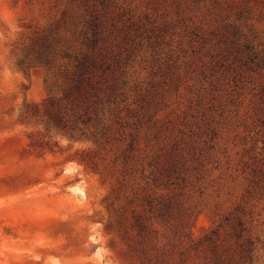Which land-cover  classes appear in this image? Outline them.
<instances>
[{
	"label": "rangeland",
	"instance_id": "rangeland-1",
	"mask_svg": "<svg viewBox=\"0 0 264 264\" xmlns=\"http://www.w3.org/2000/svg\"><path fill=\"white\" fill-rule=\"evenodd\" d=\"M93 24L149 159L176 164L149 241L240 264L250 238L264 264V0H0V264H142L117 174L81 161L99 142L47 124Z\"/></svg>",
	"mask_w": 264,
	"mask_h": 264
},
{
	"label": "trees",
	"instance_id": "trees-1",
	"mask_svg": "<svg viewBox=\"0 0 264 264\" xmlns=\"http://www.w3.org/2000/svg\"><path fill=\"white\" fill-rule=\"evenodd\" d=\"M93 26L92 50L74 57L72 69L66 72L67 85L62 96L49 97L47 124L72 136L93 137L99 142V150L88 152L81 161L94 171L100 170L103 161L109 173L117 174L119 186L112 205L121 212L131 211L133 219L126 232L134 235V250L141 263L183 264L186 258L183 251H180V260H176L171 249L149 241L151 236L158 237L153 235L157 232L156 221L160 222L169 212L166 202H156V191L151 185L165 182L169 187L176 164L163 169L157 161L149 159L151 146L149 139L144 138L139 110L121 105L124 95L119 91L114 61L104 51H96L99 24ZM239 226L237 233L241 238L246 230L241 218ZM240 247V264H254L253 241L249 238ZM228 258L215 248L212 261L207 264H230Z\"/></svg>",
	"mask_w": 264,
	"mask_h": 264
}]
</instances>
